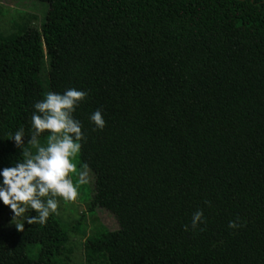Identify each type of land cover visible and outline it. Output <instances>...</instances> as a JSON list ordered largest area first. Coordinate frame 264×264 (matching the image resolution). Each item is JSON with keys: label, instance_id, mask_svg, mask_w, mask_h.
I'll list each match as a JSON object with an SVG mask.
<instances>
[{"label": "trees", "instance_id": "trees-1", "mask_svg": "<svg viewBox=\"0 0 264 264\" xmlns=\"http://www.w3.org/2000/svg\"><path fill=\"white\" fill-rule=\"evenodd\" d=\"M38 1L42 29L0 35V168L20 159L8 134H30L34 102L85 89L90 210L119 225L87 239V264H264V0ZM9 212L0 203V264H64L82 220L20 231Z\"/></svg>", "mask_w": 264, "mask_h": 264}, {"label": "clouds", "instance_id": "clouds-1", "mask_svg": "<svg viewBox=\"0 0 264 264\" xmlns=\"http://www.w3.org/2000/svg\"><path fill=\"white\" fill-rule=\"evenodd\" d=\"M87 97V90L76 87L63 92L48 91L32 105L30 134L26 136L23 127L8 134L19 149L20 159L0 168V203L8 206L17 230H23L21 219L28 224L45 225L50 216L58 215V197L66 203L75 202L78 187L89 183L87 165H80L78 169L73 162L87 140L82 123L74 113ZM88 119L93 130L102 131L106 126L100 109L91 112ZM45 133L46 144L41 145L39 138ZM70 174H75V183ZM28 212L35 215H25ZM203 223L204 212L197 209L192 214L190 227L194 230ZM240 226L237 221L228 224L233 229ZM188 230L189 226L185 225V231Z\"/></svg>", "mask_w": 264, "mask_h": 264}, {"label": "rangeland", "instance_id": "rangeland-1", "mask_svg": "<svg viewBox=\"0 0 264 264\" xmlns=\"http://www.w3.org/2000/svg\"><path fill=\"white\" fill-rule=\"evenodd\" d=\"M49 4L38 0H0V35L7 37L12 34L19 33L20 26L30 24L31 27L42 29L46 21ZM48 72V66L44 68L43 76ZM77 168L82 165L81 154L79 153L73 161ZM89 183L80 185L78 187V197L75 202H64L60 200L58 207V216L65 223H74L82 220L80 231L72 232L70 234V241L68 248V258L65 259L64 264H87L85 255V244L89 237H91L102 226L109 230H116L119 228L117 219L110 212L96 208L90 210V204L95 193V175L88 167ZM74 183L76 181L75 174H70ZM12 221L11 211L2 219V224L9 225L15 223Z\"/></svg>", "mask_w": 264, "mask_h": 264}]
</instances>
